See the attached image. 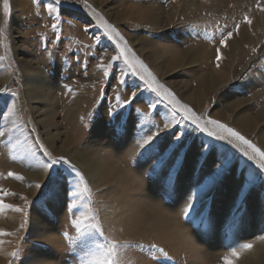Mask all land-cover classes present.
<instances>
[{
    "label": "rangeland",
    "instance_id": "obj_1",
    "mask_svg": "<svg viewBox=\"0 0 264 264\" xmlns=\"http://www.w3.org/2000/svg\"><path fill=\"white\" fill-rule=\"evenodd\" d=\"M49 2L53 0L39 4L8 0L5 14L4 0H0V56L4 57L0 61V88L17 94L14 103L10 95L0 94V199L14 206L0 207V231L7 233L0 235V264H71L70 245L62 233L76 235L70 223L72 213L61 205L54 214H44L25 203L24 198L29 202L37 199L40 189L35 184L45 179L38 165L44 159L40 145L53 156L67 157L83 173L76 163L82 154L114 171L110 178L108 175L99 181L97 177L96 182H90L84 173L92 206L100 213L109 239L156 244L178 264H224L230 243L264 245V217L256 214L231 241L222 229L223 213H217L213 230L195 233L183 223L178 205L158 199L164 175L150 182L145 173L152 161H143L140 167L133 163L141 150L132 135L127 140H113L103 124L117 91L123 99L130 96L129 89L118 88L117 77L124 72L128 83L140 85L135 107L151 117L153 110L145 98L159 101L155 122L161 127L171 118L175 105L176 119L189 130L193 125L182 120L185 115L195 114L202 124L208 119L218 120L264 151L258 142V137L264 136V28L253 41L240 44L232 53L234 57L227 58L231 53L226 51L222 60L217 52L227 33H232L231 38L239 33L237 24L239 29L249 25L245 16L264 21V0H193L190 5L186 0H67L58 13L48 11ZM116 56L120 58L113 61ZM101 64L108 67V76ZM218 73L224 78L214 81ZM141 75L154 88L164 86L158 88L159 96L147 89ZM31 76L38 86L34 97L27 91ZM73 103L76 107L68 117ZM181 106L191 111L185 112ZM213 142L226 144L235 153L240 170L258 171L259 157L249 160L241 151L252 155L247 145L234 139L232 144ZM9 172L24 179L10 177ZM34 172H39V177L32 176ZM138 184L143 185L144 192L138 190ZM15 207L23 212L15 211ZM160 212H169L170 220L164 227L154 221ZM171 221H178L189 233V242L175 237ZM17 251L19 258L12 257ZM120 261L153 264L138 249L122 250Z\"/></svg>",
    "mask_w": 264,
    "mask_h": 264
},
{
    "label": "snow or ice",
    "instance_id": "obj_2",
    "mask_svg": "<svg viewBox=\"0 0 264 264\" xmlns=\"http://www.w3.org/2000/svg\"><path fill=\"white\" fill-rule=\"evenodd\" d=\"M34 2L39 4L43 0H34ZM66 2L67 0H53L47 3L46 7L50 13H58L61 4ZM257 7H260L259 4ZM8 10V0H4L5 14ZM55 19L59 21V15ZM245 22L251 24L247 16H245ZM52 28L55 30L57 24L54 23ZM2 31L3 29H0V32ZM236 31H239L238 24ZM231 36V32L227 33V37L222 38L220 43L226 46V39ZM217 52L219 53V49ZM120 55H124V52L121 51ZM119 58L116 56L112 60ZM3 59L4 57L0 56V61ZM217 59H220L219 54ZM125 63H128L133 75L138 74L127 57H125ZM110 66L111 63L108 67ZM99 67L104 68L105 76L109 75L108 67L102 64ZM141 67H144L142 63ZM144 70L147 71L146 67ZM148 74L151 76V73ZM124 76L125 73L121 72L120 77H117L118 88L123 86L129 89L130 96L128 99H123L117 91L114 102L110 101L108 104L103 124L113 140H127L129 135H132L141 150L133 163L140 167L141 162L152 161V167L145 173L150 182L155 183L161 174L164 175V183L160 185L158 199L173 201L174 205H178L183 223L195 233H207L213 230L217 222V213H223L222 229L229 241L250 222L253 214H256L258 218L264 217V151L218 120L208 119L202 124L195 114L191 117L185 115L182 120L189 121L193 125L189 130L187 124L176 119L178 110L175 105H173L171 118H166L161 127L155 122V117L159 116V101L145 98L153 110L151 117L149 113L135 107L134 102L138 103L141 95L140 85L134 81L128 83ZM152 79L155 80L154 77ZM140 80H145L143 75L140 76ZM145 85L157 96L160 95L158 88H164L163 85L154 88L146 80ZM68 91L71 92V88H68ZM165 91L168 90L165 89ZM0 94L10 95L13 103L17 95L14 92L7 93L6 88H0ZM168 95L172 96V93L168 92ZM181 107H184L185 112L191 111L185 106ZM208 125H212L213 129H209ZM197 133L206 134L213 139H201ZM233 139L252 149V155L246 150H241L249 160L259 157L258 171L240 170L235 153L230 151L226 144L213 142L219 140L232 144ZM40 148L44 159L38 162V165L43 169L45 179L43 183L35 184V187L40 189L37 199L29 202L27 198H24L25 203L36 206L38 211L44 214L48 212L54 214L55 209L61 205L72 213L70 223L76 235L62 233L70 245L71 264H121V251L127 249H138L144 256L151 259L153 264H178L174 257L156 244H132L127 241L119 243L109 239L105 235L100 213L92 206L91 189L84 173L67 157L53 156L43 148V145H40ZM8 176L15 177L17 180L24 179L23 176L13 172H9ZM258 188L260 191H257ZM138 190L144 192L142 184H138ZM86 193L89 195L86 196ZM0 207L13 208L14 206L4 204L0 199ZM14 210L23 212V209L19 207H15ZM0 235H7V233L0 231ZM97 238L102 242H98ZM86 241L91 243L85 245ZM228 247L230 253L223 257L224 264H234V260L238 259L243 251L251 250L253 245L237 243L233 246L230 243ZM11 255L19 258L20 253L17 251Z\"/></svg>",
    "mask_w": 264,
    "mask_h": 264
},
{
    "label": "bare ground",
    "instance_id": "obj_3",
    "mask_svg": "<svg viewBox=\"0 0 264 264\" xmlns=\"http://www.w3.org/2000/svg\"><path fill=\"white\" fill-rule=\"evenodd\" d=\"M192 1L193 0H186V2L189 3L187 5H190V2L192 3ZM261 28H264V21H262L261 19L255 18L253 15V20L251 19V24L248 26H244L243 28L239 29V33H238L239 36H237L238 35L237 34L235 38H227L226 39V46L222 45L223 47L219 51V53L221 55V59L224 60V54L226 51H229L228 53H231L230 56L226 55V56H228L227 58L234 57V55L232 53L234 51H236L238 47H240L239 45L247 43V42H251V41H253L254 38H257V33H258V31L261 30ZM234 61L236 62V60H234ZM226 66L229 67V64H226ZM223 75L221 73H218L217 75L213 76V80L214 81L221 80L224 78ZM27 85H28V89H27L28 93L32 97H34V95L37 93V90H38L37 87L38 86L35 83V79L32 76L29 77V81L27 82ZM194 100H195V98H194ZM75 107H76L75 103L71 104L70 108L67 110L68 117L72 116ZM240 126H241V129L246 130L245 126L243 127L241 124H240ZM258 142L260 143V145L264 146V136L258 137ZM76 163H78L80 168L84 171V173L86 174V176L88 177L90 182H96L97 177H99V181L104 180L106 177H108V175L110 178V175H112L114 173V171L111 172L110 167H107L106 165L99 163L98 161L94 160L93 158L92 159L88 158L87 156H84L83 154L80 155V158L77 159ZM39 175H40L39 172H34V175H32V176H34V177L38 176L39 177ZM168 213H165V212H160L159 214L156 213L157 216H156V220H154V221L157 222L156 224L159 227L160 226L164 227L165 225H168L167 223H169V220H170V216ZM170 223H171L172 227L176 228L174 231V235L176 238H179L180 240L185 241V242L190 241L189 233L186 230H184L183 228H181V225H180V223H178V221H175V222L171 221ZM234 261H235L234 262L235 264H263L264 263V245L257 244L256 246L252 247L251 250L243 251L241 253V255L239 256V258L235 259Z\"/></svg>",
    "mask_w": 264,
    "mask_h": 264
}]
</instances>
